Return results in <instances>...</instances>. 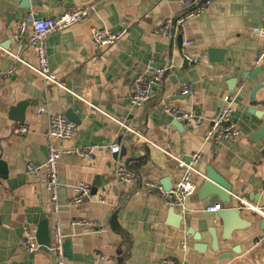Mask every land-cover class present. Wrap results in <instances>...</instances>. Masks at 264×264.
I'll return each mask as SVG.
<instances>
[{"label":"crops","instance_id":"crops-1","mask_svg":"<svg viewBox=\"0 0 264 264\" xmlns=\"http://www.w3.org/2000/svg\"><path fill=\"white\" fill-rule=\"evenodd\" d=\"M181 2L30 0L25 9L17 0H0V72L13 67L12 76L0 80V264H53L48 251L27 253L21 247L24 229L36 232L43 220L50 243L52 227L59 224L65 264H161L164 258L184 264H264V218L242 203L264 206V138L253 139L264 121V59L256 63L264 47L258 35L264 26V0H213L179 28L174 40L156 33L180 12ZM77 8H88L87 16L48 38V66L55 80L44 81L30 68L33 49L14 40L18 22L31 11L48 18ZM91 28L110 33L126 28V33L110 47H97ZM209 48L225 51L222 62L208 60ZM182 51L199 62L184 65ZM167 65L172 68L153 99L143 108L131 107L133 79L150 78L155 68ZM256 68L260 71L252 75ZM225 96L231 97L232 121L240 135L206 143L209 120L225 106ZM21 104L22 111L17 107ZM165 106L199 117L201 126L179 121L182 127H176ZM65 114L72 117L75 135L55 145L91 147L92 153L87 158L61 156L58 210L53 213L42 168L44 135L50 118ZM111 143L123 147L120 157L109 153ZM188 156L198 157L190 163L195 190L182 212L167 206L143 182L161 185L166 178L172 187L184 171L176 160ZM117 159L136 173L134 184L118 183ZM208 172L232 186V202L226 207L241 208V218L249 223L228 243L221 241L218 218L206 211L223 206L213 197L199 198ZM78 183L89 185L90 194L72 205ZM83 217L103 233L70 227L72 219ZM211 228L216 229L217 251L211 249ZM224 253L232 258H221Z\"/></svg>","mask_w":264,"mask_h":264},{"label":"built area","instance_id":"built-area-1","mask_svg":"<svg viewBox=\"0 0 264 264\" xmlns=\"http://www.w3.org/2000/svg\"><path fill=\"white\" fill-rule=\"evenodd\" d=\"M213 0H182L181 10L178 14L167 19L157 30L156 33L162 36H168L170 40H174L175 34L181 26H183L189 19L198 17L204 9H206ZM88 8H77L73 10L64 11L58 16L39 18L35 12H29L26 17L18 22L14 40L22 47H30L33 49L35 56V64L30 68L36 71L44 81L54 82V77L51 75L48 66V38L68 27L80 23L88 13ZM126 33V28H122L116 33L108 31H100L96 28L90 29V38L97 47H110L118 42ZM258 35L264 38V29L258 31ZM186 45L190 42H186ZM182 57L190 64H197L199 60L193 58L185 51H182ZM264 59V47L256 56V63ZM171 65L165 67H158L153 70L150 78L143 75H137L133 79V93L130 96V105L133 108L140 109L146 106L154 97V92L161 83L165 72L171 69ZM13 67L0 72V80L9 79L12 76ZM187 92V91H186ZM225 106L213 118L209 120V127L205 131L203 141L218 142L221 139L235 140L240 135V131L236 124L232 121L231 97L225 96L223 99ZM164 113L172 117L174 120L182 121L184 124H189L192 128L201 126V119L184 112L177 107L165 106ZM40 109L38 112H42ZM75 125L62 116H53L49 120L47 130L45 131V139L47 142L46 159L43 163V171L45 176V189L49 194L52 212L56 213L58 210L57 191L59 188V160L62 155H77L81 158L91 157V147H83L80 149H60L55 145L57 140H69L75 135ZM135 136L138 133L133 132ZM120 144L111 143L108 147L109 153L112 155L120 152ZM197 159L198 157H193ZM192 158V159H193ZM193 159V160H194ZM185 164L179 161V167H184ZM191 167L186 166L183 175L177 180L168 191H165L161 185H157L150 181L143 182V186L149 191L158 192L164 203L172 208H178L185 212L186 200L195 190L194 182L191 179ZM114 174L119 184L131 185L137 180L136 173L130 169L122 160L115 161ZM90 194V186L85 183H78L73 186V196L70 204L78 205L84 198ZM243 207L251 212L258 214L264 218V206L250 204L242 200ZM242 207V208H243ZM220 210V205L215 204L206 208V211L215 213ZM72 228H82L93 231L96 234H102L103 228L92 220L85 217L72 219L69 223ZM63 241L64 235L61 232L58 223H54L51 230V243L48 248L53 264H65L63 260ZM21 247L27 253H33L40 249L35 239V231L30 228H25ZM185 249V246H182ZM161 264H184L172 258H164Z\"/></svg>","mask_w":264,"mask_h":264},{"label":"water","instance_id":"water-1","mask_svg":"<svg viewBox=\"0 0 264 264\" xmlns=\"http://www.w3.org/2000/svg\"><path fill=\"white\" fill-rule=\"evenodd\" d=\"M20 2L21 7L25 9H30V0H17ZM264 29V26H263ZM225 51L223 49H215V48H209L207 51L208 60L210 62H222V55H224ZM188 62L185 60L184 65H186ZM260 71L259 68H256L254 70V73H258ZM244 79L246 75H243ZM17 107L21 110L23 107V104L17 105ZM16 107V108H17ZM22 111V110H21ZM65 118L72 122V117L67 114H65ZM176 127H182L181 123L178 120H175ZM264 138V121L261 127L258 129L256 134L253 136V139L255 141L262 140ZM124 153L123 147L120 149V152L118 154L113 155V157L117 158L120 157ZM176 160V159H175ZM193 161L192 157L188 156L185 157V159L182 161L185 166L182 167V169H185L186 166H189L190 163ZM177 166H179V161L176 160ZM165 191H168L170 189V184L168 179H162L160 183ZM232 186L224 181L221 177L218 175L208 172L206 179L202 183L199 191V198L200 200H205L206 198L213 197L215 198L223 207L220 208L219 211L214 213V216L218 218L220 225L222 226V236L221 241L223 243H228L232 239V234L236 231L244 230L246 227H248V222L244 221L241 218V208L236 207H226L229 206L232 202ZM173 211V210H172ZM174 212V211H173ZM180 216V220L182 221L184 218L182 215ZM264 222V221H263ZM208 232L211 237V249L213 251H217L219 248V242L216 236V229L211 228L208 229ZM194 239L200 240L199 235H194ZM35 239L37 244L40 246V250L48 251L50 242H49V231L47 222L45 220L40 221L38 223L36 232H35ZM204 247L201 245L198 247V249H203ZM221 258H228L231 259L232 255L230 253H224L221 255Z\"/></svg>","mask_w":264,"mask_h":264}]
</instances>
